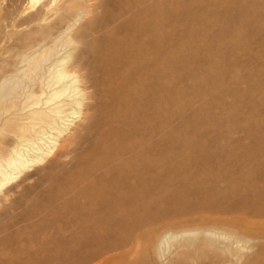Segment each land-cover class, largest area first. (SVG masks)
<instances>
[{
  "label": "bare ground",
  "instance_id": "obj_1",
  "mask_svg": "<svg viewBox=\"0 0 264 264\" xmlns=\"http://www.w3.org/2000/svg\"><path fill=\"white\" fill-rule=\"evenodd\" d=\"M41 2L0 33V264L116 263L114 252L135 237L157 260L177 251L182 264H264V245L259 258L247 257L264 239L262 131L245 128L248 144L235 147L177 136L174 119L186 108L174 109L182 92L173 73L180 53L203 47L197 35L207 26L234 22V12L263 17L264 4L194 0L208 12L195 13L206 29L186 28L178 46L180 0ZM214 37L224 45L204 44L210 52L236 50L222 27ZM180 71L190 84L191 73ZM208 91L197 87L187 99L199 103ZM48 158L46 188L39 181L41 191L25 190L29 202L4 192ZM14 208L22 211L4 222Z\"/></svg>",
  "mask_w": 264,
  "mask_h": 264
},
{
  "label": "rangeland",
  "instance_id": "obj_2",
  "mask_svg": "<svg viewBox=\"0 0 264 264\" xmlns=\"http://www.w3.org/2000/svg\"><path fill=\"white\" fill-rule=\"evenodd\" d=\"M41 1L43 0H39L33 5L31 4V0H0V17L3 19L0 23V33H3L5 30L4 27L10 22L16 24L15 22L18 21L17 24L20 25L21 22V24H23L39 9L40 4L42 3ZM180 1L184 3L183 5L185 9L182 10V12L179 11L175 14L176 23L181 25L173 32L174 41L178 46L187 41V38L181 36V32L185 31L186 28L191 27L192 31L197 32H199L198 30L206 29L205 24L195 17L196 12H199L200 15L209 16L205 8L197 9L191 5L194 0ZM250 1L264 4V0ZM233 14L235 15L234 22H225V20L222 21L220 18L221 20L218 25L207 26V32L204 35L198 34V40L203 47L194 50L192 48L190 51L187 50L185 55L180 53L173 69L175 78L174 88L175 90H178L179 93L182 92L180 97L176 93L174 95V99H176L174 109L179 111L181 108H186V112L183 116H176L174 119L176 135L189 141L204 143L205 145L211 144L213 147L218 146L223 143V141H231L230 144L232 147H235L240 143L248 144L249 139L245 138V128H248L251 131H262V136L264 138V108L255 107L257 102H264V44L260 42L264 37V16L262 17L246 11L234 12ZM251 23H254V25ZM219 27H222L224 29V35H230L232 41L237 45L236 50L231 51L230 53L228 52L227 55H221L218 52L215 53V51L210 52V50L205 47L206 45L204 46V44L210 42L216 47L220 49L222 48L221 45H224L223 38L218 39L217 37H214L215 31ZM257 51L262 54V57L258 60L252 58V53ZM195 54L201 55V59H196ZM180 60L181 62H179ZM218 62L233 64L232 66H234V69L231 71L224 70L217 65ZM182 66L186 68V74L191 73L188 77L190 84L182 79L183 72L180 71V67ZM198 70L199 72H203L194 76L193 73H196ZM204 72L207 75L211 74V77L213 75H218L217 80L212 81V78L210 77L209 80ZM180 75H182V78H179ZM191 83H193L194 86H191ZM203 86L209 89V93L202 94L203 101H199L198 103L196 98H192V101H190L191 98L187 99V97H192L194 95L197 87ZM183 89L184 92L186 91V95H184L185 93H183ZM212 102L213 104L210 106V103ZM194 104L198 105L195 106ZM204 106L206 107L205 109ZM197 111L202 112L198 118L192 120L187 119L189 115ZM51 162V158H48L44 163L42 162L41 164L30 168L20 177L11 182L4 189V192L7 191V189L9 191L11 188V192L8 193L12 197V200L15 199L21 202H29L30 200L28 197H30L29 193L31 191L39 192L44 189L41 188L43 183H39V181L44 182L45 177L43 178V175L45 176V171L47 172L50 170L48 169V166ZM51 172H53V170H51ZM44 186L46 188L45 182ZM23 188L24 193L22 192ZM27 189L29 190V193L25 192ZM20 195L22 196L20 197ZM1 210H3L2 206H0V215L2 214ZM18 211L21 212L22 209L20 208L19 210L18 208H14L12 213L7 215V219L4 218V222L12 221L10 220L11 216H13L12 218L14 219L16 213H19ZM263 245L264 239L253 243V249L247 253V257L254 258V260L259 258H255V256L260 252ZM175 246H177V243L174 242L173 247ZM151 249L152 248L145 238L135 237L130 245L122 247L120 250L114 252V254L118 256V262L110 264H132L137 262H139V264H148L147 260H150L151 264L181 263L182 255H179L177 251L157 260L151 253ZM147 254H149V256H147ZM178 261L180 262L178 263ZM94 263H99V261H94L93 264Z\"/></svg>",
  "mask_w": 264,
  "mask_h": 264
}]
</instances>
